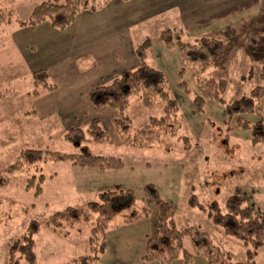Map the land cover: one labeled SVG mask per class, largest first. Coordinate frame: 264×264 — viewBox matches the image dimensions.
<instances>
[{"label":"rangeland","instance_id":"obj_1","mask_svg":"<svg viewBox=\"0 0 264 264\" xmlns=\"http://www.w3.org/2000/svg\"><path fill=\"white\" fill-rule=\"evenodd\" d=\"M42 1L47 0L0 3L1 10L14 14L11 23L0 26V170L11 165L23 148L109 156L121 159L123 165L96 169L47 161L28 171L13 172L8 186L0 187V264H7L8 247L22 241L31 220L40 223L34 237L35 264L72 263L78 256L88 254L87 236L94 214L88 212L89 220L81 223L80 234L72 240L51 232L45 221L67 206L87 212L86 203L97 200L98 193L107 189L131 190L136 205L110 222L109 232L117 233L115 239L118 236L120 244L105 251L93 264H159L140 259L143 233L149 234L155 224L153 213L132 226L122 223L144 204L145 184H152L159 197L172 205L178 228L196 227L233 261H244L245 246L214 225L207 209L216 204L223 211L226 198L238 187L245 197L244 204L256 217L264 216V143L253 144L250 131L236 126L237 119L252 124L254 114L234 115L228 128L221 102L206 98L200 109L195 105L197 89L192 64L177 46L178 39L192 44L194 38L189 31L184 33L187 22L180 15L178 0H101L97 7L80 10L62 29L47 21L28 24L31 11ZM165 29L174 30L170 47L160 38ZM145 39L150 40L146 63L165 76L166 90L178 104V136L188 138V150L177 135L164 136L162 143L148 148L121 145L111 121L113 110L95 107L89 101L92 87L109 83L121 71L137 66L134 49ZM39 69L49 73L46 81L54 89L34 86L33 75ZM249 71L231 66L210 70L211 77L222 75L226 81L222 96L225 103L247 94L257 84L259 69L247 75ZM34 89L37 95L32 94ZM162 106L158 101L144 107L132 96L125 113L132 125L139 127L149 117L160 116ZM93 119L98 120L109 142L64 139L70 128L78 127L86 133ZM260 119L264 124V95ZM191 195L204 210L188 205ZM184 247L191 250L189 238L184 239ZM17 261L27 264L22 258ZM254 261L264 264V246L256 251ZM171 264H184L182 256ZM190 264L205 262L194 255Z\"/></svg>","mask_w":264,"mask_h":264},{"label":"trees","instance_id":"obj_2","mask_svg":"<svg viewBox=\"0 0 264 264\" xmlns=\"http://www.w3.org/2000/svg\"><path fill=\"white\" fill-rule=\"evenodd\" d=\"M13 0H0V3H10ZM105 2L106 0H102ZM101 0H47L37 4L31 11L28 24L34 25L49 22L51 26L62 29L70 24L76 14L83 9L97 7ZM14 19L12 11L0 9V26L9 24ZM174 30L161 31L160 38L167 47L173 44ZM245 43L251 50L264 47V34L251 32L247 35ZM149 39L143 40L134 49L138 64L134 69L121 71L109 83L99 84L89 91V101L95 107L107 106L113 110L112 125L121 145L139 148H148L154 143H162L164 136H176L188 150L190 144L185 136H178L180 123L177 119L178 104L171 99L166 90V79L160 69L146 63V49ZM186 60L192 64V75L195 80L197 94L195 105L200 109L206 98L214 99L223 104L225 123L236 114L252 113L256 119L252 124L237 119L236 126L250 131L253 144L264 143V124L260 119L261 102L264 95V64L257 72V84L251 90L230 103L222 99L227 89L224 79L210 76V70H222L225 67L222 41L215 38L201 37L194 43L177 41ZM252 70L248 72L250 75ZM49 73L44 69L34 72V86H41L46 90L54 89L47 83ZM244 79L241 76V80ZM38 91L34 89L33 95ZM135 96L144 107H152L161 101L162 114L158 117H149L147 122L139 127L132 125L131 119L126 115L130 97ZM229 128V125L227 126ZM86 133L88 138L86 137ZM86 133L78 128H70L64 134V139L73 142L92 140L96 142H109L106 133L99 126L97 119L90 121ZM164 148H168L166 145ZM47 161L70 162L72 165L96 169H117L123 165L119 158L90 154L57 153L48 149L23 148L17 154L15 161L6 169L0 170V187L8 186L10 175L15 171H28ZM95 201L86 203V211L76 207L67 206L51 214L45 221V226L54 234L72 240L80 234L81 223L88 219V212L95 215L91 222L87 245L89 253L80 255L72 263L62 264H93L107 249V234L110 222L121 212H130L136 205V199L131 190L115 191L107 189L98 193ZM144 204L138 213L125 218L122 223L129 225L140 218L153 213L155 217L154 228L145 236L144 250L140 259L142 261H158L159 264H171L179 255L184 264H190L194 255L204 259L205 264H256L255 253L264 246V216L256 217L251 208L246 206L245 197L240 188H235L229 195L221 211L216 204L207 209L210 221L222 229V232L233 237L245 246L244 261H233L231 257L216 245L211 237L196 227L178 228L174 220V208L170 203L161 199L152 184L144 185ZM188 205L204 210L194 195L188 198ZM40 223L31 220L25 228L22 241L13 242L7 251V264H18L17 259L22 258L27 264H35L36 255L35 235L38 233ZM189 238L191 250L184 247V239Z\"/></svg>","mask_w":264,"mask_h":264},{"label":"crops","instance_id":"obj_3","mask_svg":"<svg viewBox=\"0 0 264 264\" xmlns=\"http://www.w3.org/2000/svg\"><path fill=\"white\" fill-rule=\"evenodd\" d=\"M178 2L180 15L187 22L184 33L187 34L189 31L194 41L201 37L222 41L225 68L231 66L254 71L264 64V48L252 51L245 43L249 33H264V0H178ZM181 33L180 30V35ZM138 220L125 226H132ZM143 234L144 237L147 235ZM116 235L115 232L107 234L106 251L109 252L112 247L120 244V241H117L120 240L118 236L115 239ZM114 240L117 242L113 245Z\"/></svg>","mask_w":264,"mask_h":264}]
</instances>
